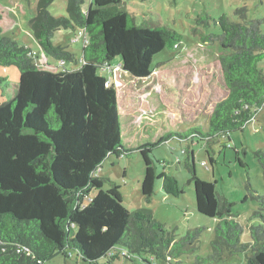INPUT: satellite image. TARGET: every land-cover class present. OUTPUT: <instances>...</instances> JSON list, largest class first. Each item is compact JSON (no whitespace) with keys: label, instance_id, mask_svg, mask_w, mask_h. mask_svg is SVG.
<instances>
[{"label":"trees","instance_id":"obj_1","mask_svg":"<svg viewBox=\"0 0 264 264\" xmlns=\"http://www.w3.org/2000/svg\"><path fill=\"white\" fill-rule=\"evenodd\" d=\"M53 1L38 0L29 21L33 36L47 55L71 60L73 54L52 39L60 29L82 30V63L77 69L38 64L29 47L3 37L5 26L14 20L0 4V66H15L19 72L14 95L0 102V264H47L56 253L74 254L89 264H99L100 258L104 264L121 258L132 264L135 259L184 264L181 256L186 264H218L238 254L244 264H264L262 212L254 211L246 225L230 217L234 203L216 194L215 182L195 174L192 150H185L184 166L191 174L187 183L193 182L195 208L215 219L205 255L198 253L203 228L188 229L177 238L150 209H128L119 186L105 188L97 174L108 155L119 157L132 149L123 135L115 73L132 84L144 83L154 70V56L178 48L182 35L137 24L121 0H67V15L59 17L49 12ZM247 10L235 8L236 20L221 14L213 19L217 31L199 34L200 41L219 47L216 62L224 91L211 106L203 131L197 126L188 130L205 146L214 137L229 139L240 131L264 102V21L249 18ZM208 18L203 14L196 23L208 27ZM191 30L196 34L195 27ZM116 58L119 64L112 67ZM104 69L105 74L99 73ZM3 82L0 76V85ZM154 144L137 148L145 167L140 190L147 203L156 180L166 195L184 193L173 174L157 172L148 154ZM206 152L214 164L210 145ZM255 157L264 178V153L256 151ZM250 198L264 203V195ZM254 217L262 222L251 224ZM246 232L249 239L243 241Z\"/></svg>","mask_w":264,"mask_h":264},{"label":"rangeland","instance_id":"obj_2","mask_svg":"<svg viewBox=\"0 0 264 264\" xmlns=\"http://www.w3.org/2000/svg\"><path fill=\"white\" fill-rule=\"evenodd\" d=\"M121 1L129 17L137 24L152 29H172L182 35V41L178 48H165L154 56L151 64L154 70L144 83L132 84L115 73L123 135L126 145L132 149L119 157L108 155L97 174L104 178L105 188L119 186L123 203L128 209H150L153 218L166 229H173L177 238L185 236L188 229L203 228L198 253L205 255L209 252L210 241L214 235L215 219L196 211L193 182L187 183L191 174L184 166L185 150L193 151L195 174L202 180L215 182L216 194L223 195L234 203L230 217L243 225L248 224V218L256 210H260L264 217V203L250 198L264 195V178L255 157L256 151L264 153V102L257 108L254 117L240 131L231 133L229 139L214 137L205 146L203 139L188 133L190 128L196 126L203 131L211 106L224 95L216 62L219 47L215 42L200 41L199 34L217 31L213 19L221 14L236 20L233 11L237 7L246 6L249 18L264 21V0ZM37 2L38 0H17L21 5H12L8 0H0L1 5L9 8V17L14 20L5 26L2 36L29 47L35 52L34 61L38 64L54 63L59 69L67 70L79 68L82 63L84 38L77 34V30L61 29L55 32L52 39L54 45H59L73 54L71 60L47 55L36 42L29 21L36 15ZM66 6L67 0H54L49 6V12L55 17L66 16ZM82 7L87 9V2ZM203 14L209 17L208 27L203 23H196V19ZM193 27L196 34L191 30ZM117 64L119 58L111 62L112 67ZM156 65L159 67L155 68ZM261 65L264 69V61ZM106 71L107 69L100 70L99 73L105 74ZM0 76L5 77V82L0 85L2 102L14 95L19 72L15 66H0ZM163 132L164 137L161 138ZM149 144H154L148 154L154 159L157 172L165 170L173 174L183 186L182 195H166L160 180H156L151 202L144 200L140 184L145 167L137 148ZM209 145L213 148L214 164L210 163L206 152ZM237 158L246 166L242 167ZM247 181L249 187L246 185ZM245 196L247 200H244ZM259 222H262L261 219L254 217L250 223ZM248 239L246 232L242 240ZM180 258L186 264V258ZM104 262L103 258L98 260L99 264ZM135 262L146 264L140 259H135ZM47 264L89 263L74 254L64 257L56 253ZM112 264L132 262L121 258ZM218 264H244V256L234 255Z\"/></svg>","mask_w":264,"mask_h":264},{"label":"built area","instance_id":"obj_3","mask_svg":"<svg viewBox=\"0 0 264 264\" xmlns=\"http://www.w3.org/2000/svg\"><path fill=\"white\" fill-rule=\"evenodd\" d=\"M78 35L84 37V33H83V31H82V30L79 31V32H78ZM33 55H34V52H33ZM122 254H124V253L122 252Z\"/></svg>","mask_w":264,"mask_h":264},{"label":"clouds","instance_id":"obj_4","mask_svg":"<svg viewBox=\"0 0 264 264\" xmlns=\"http://www.w3.org/2000/svg\"><path fill=\"white\" fill-rule=\"evenodd\" d=\"M78 34V33H77ZM34 51H32V53H33ZM34 55H35V52H34Z\"/></svg>","mask_w":264,"mask_h":264},{"label":"crops","instance_id":"obj_5","mask_svg":"<svg viewBox=\"0 0 264 264\" xmlns=\"http://www.w3.org/2000/svg\"><path fill=\"white\" fill-rule=\"evenodd\" d=\"M83 10H85V9H83ZM61 30V29H60ZM60 30H57V31H60ZM55 35V34H54Z\"/></svg>","mask_w":264,"mask_h":264}]
</instances>
